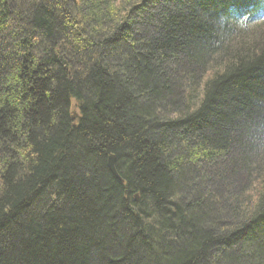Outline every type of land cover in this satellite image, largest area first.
<instances>
[{"label":"trees","instance_id":"16d2710c","mask_svg":"<svg viewBox=\"0 0 264 264\" xmlns=\"http://www.w3.org/2000/svg\"><path fill=\"white\" fill-rule=\"evenodd\" d=\"M0 264H264V0H0Z\"/></svg>","mask_w":264,"mask_h":264},{"label":"water","instance_id":"95a60500","mask_svg":"<svg viewBox=\"0 0 264 264\" xmlns=\"http://www.w3.org/2000/svg\"><path fill=\"white\" fill-rule=\"evenodd\" d=\"M115 157L114 155H110L108 157V162H107V166H108V169L109 171L116 177L119 179V177L117 176L116 172H115ZM135 199L137 198V196L134 197Z\"/></svg>","mask_w":264,"mask_h":264},{"label":"rangeland","instance_id":"374dc122","mask_svg":"<svg viewBox=\"0 0 264 264\" xmlns=\"http://www.w3.org/2000/svg\"><path fill=\"white\" fill-rule=\"evenodd\" d=\"M184 74H185V73H184ZM185 75H186V74H185ZM186 77H187V76H186ZM184 80H187V79L185 78ZM184 80H183V81H184ZM258 138H259V139L261 138L260 135H258L256 139H258ZM223 173H225V172H223ZM189 192H190V195H193V193H194V191H192V190H190Z\"/></svg>","mask_w":264,"mask_h":264}]
</instances>
